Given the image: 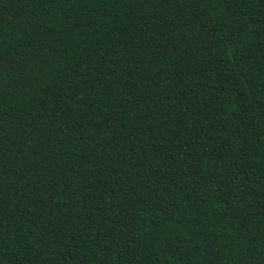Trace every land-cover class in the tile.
<instances>
[{
  "label": "trees",
  "instance_id": "trees-1",
  "mask_svg": "<svg viewBox=\"0 0 264 264\" xmlns=\"http://www.w3.org/2000/svg\"><path fill=\"white\" fill-rule=\"evenodd\" d=\"M0 264H264V0H0Z\"/></svg>",
  "mask_w": 264,
  "mask_h": 264
}]
</instances>
